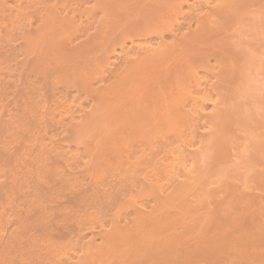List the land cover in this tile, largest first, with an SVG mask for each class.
Wrapping results in <instances>:
<instances>
[{
	"label": "rangeland",
	"instance_id": "rangeland-1",
	"mask_svg": "<svg viewBox=\"0 0 264 264\" xmlns=\"http://www.w3.org/2000/svg\"><path fill=\"white\" fill-rule=\"evenodd\" d=\"M0 125V152L15 154L0 162L32 172L21 193L47 173L66 176L40 196L113 188L111 236L88 237L80 264H264V0H0ZM17 197L0 199V264L62 257L49 231L32 235L41 214L10 237ZM70 207L44 215L77 232Z\"/></svg>",
	"mask_w": 264,
	"mask_h": 264
},
{
	"label": "bare ground",
	"instance_id": "bare-ground-1",
	"mask_svg": "<svg viewBox=\"0 0 264 264\" xmlns=\"http://www.w3.org/2000/svg\"><path fill=\"white\" fill-rule=\"evenodd\" d=\"M182 27V26H181ZM202 109L205 111L206 109H208L209 108V105L208 104H206L205 103V100H203L202 101ZM200 115H204V113L203 114H201L200 113ZM200 115L198 114V117H200ZM1 126V125H0ZM196 134V133H195ZM197 135V134H196ZM200 136H202L201 134H200ZM197 137V136H196ZM199 137V136H198ZM0 139H2V137L0 138ZM202 139V138H201ZM1 142V141H0ZM55 147H57V150H58V147H60L61 148V146H59V145H57V146H55ZM19 148V147H18ZM17 148V149H18ZM59 148V149H60ZM17 149H15L16 151H15V153L18 155V153H19V150H17ZM54 149V148H53ZM56 149V148H55ZM62 149V148H61ZM52 150V149H51ZM3 151V152H2ZM14 152V151H13ZM11 153V152H9L7 149L6 150H4V148H3V150H1V152H0V154H1V157L0 158H2V156L4 157V158H2L3 160L6 158V156L8 157V159L10 160V162H11V158L13 159V156L15 155L14 153ZM186 152V150L184 151H181V153H180V155L182 156V154H183V161L186 163L185 164V167L183 168L182 167V169H183V173L185 174V173H187L188 171H187V168L189 167V168H191L192 167V163H191V160L192 159H190L189 157H188V155L187 154H185L184 155V153ZM187 152H188V154H190L189 153V151L187 150ZM3 154V155H2ZM191 156V155H190ZM9 157H11V158H9ZM17 156H15V158H16ZM2 159H1V161H2ZM7 159V160H8ZM6 160V159H5ZM4 160V161H5ZM7 160H6V162H7ZM9 160H8V163H9ZM14 160V159H13ZM12 160V161H13ZM4 161H2V163L0 164V167H1V165H3L4 163V167L5 166H7V165H10L11 167H12V165L11 164H7L6 162H4ZM156 163L157 162H154V165L155 166H158V165H156ZM7 164V165H6ZM3 167V168H4ZM15 166H13L12 168H14ZM17 167V169L18 170H16V172H14V173H17L18 172V174H15L12 178V180L11 181H1L0 182V199H5L6 197H9L8 199H7V201H9V202H6V199H5V202L7 203V204H9V205H12V202L14 201V205H12V207L13 206H16V205H19V203H21V202H19V200H17V202H16V197L17 196H19V197H17L18 199H20V200H22L21 198L23 197V199H25L27 196L29 197V195L28 194H30V192L31 191H29V193L27 192V191H24V192H22L21 193V191L23 190V189H19L20 187H19V185H21L20 184V181H21V183H23V182H26V181H28V179L29 178H27V177H31V174H32V172L31 173H29L28 171H23V169H22V167H21V165H19L18 164V166H16ZM15 167V168H16ZM21 167V168H20ZM11 168V169H12ZM0 170H2V168H0ZM5 170V169H4ZM14 170V169H13ZM190 171H191V169H190ZM48 173L45 175V176H43L42 174H38L37 175V177L36 178H32V181L35 179V181H36V185H37V188L35 189V191L36 192H38V193H35V198L32 196L33 194H32V192H31V196L33 197L30 201L29 200H27L26 202L25 201H23L25 204V206H22V205H20V206H22V207H27V210L25 211L24 209H21L20 210V206H18V208H19V210H18V212H17V210H14V209H12V207L10 206V210H14V211H16V214H17V217H12V218H17L16 219V221L14 222V220L15 219H13V221H11L12 223V225L14 226L15 224L14 223H16V224H18V226H15V227H18L17 228V234L15 233V231H14V234L12 235V233H13V231H12V233L11 234H9V235H11L10 237H13V239L15 240V238L17 237H19V235H23V234H26V233H28V231H29V229H32L31 228V222H32V220L33 219H35V217H38V216H40V214L42 215L41 216V219H43L42 221L43 222H39L37 225H34V228L32 229V230H34V233L32 234V235H38L39 233H41V232H43V231H45V232H47V231H49V233H47V238L48 239H46L47 240V242H49V241H51V239H52V241H53V238H56V243L55 244H52L51 242H49V243H51L50 245H51V247H54L53 248V250H52V248L50 247H48V246H50L49 244L47 245V250H46V252L48 253V254H50L49 252H51V251H54V250H56V252L58 251V255L57 256H60V255H62V257H59V259H56L55 260V258L54 257H52V259H50V257L48 256V258L46 259L47 261L46 262H44V263H40L41 261L40 260H38V261H40L39 263H38V261L36 262V263H38V264H73L74 263V261L76 262V263H78L79 262V260L80 259H82V257L86 254H88L89 253V255H90V251L92 250V251H95L93 248L90 250V247L93 245V244H91V246H90V244L89 243H91L90 241L94 238L95 239V237H93V235H95V233H99L98 235H100L101 236V234L103 235H105V234H109V232L107 231V230H109V229H107V227H108V225H110V227L111 226H113V225H111V224H109L110 222H108L107 220H105L104 219V217L102 216V214H101V212H103V211H101V208L102 207H106L105 206V204L107 205V203H108V201H109V198H110V193H111V191L113 190V188L111 187V185L114 187V185H116V183L115 184H113V183H110L109 185H110V187H111V191H110V189L108 188V191L107 192H105V189L104 190H102L103 191V193L104 194H106V193H108V195H109V197H108V195L106 194V195H103V194H101L102 192H101V190L99 191L98 189H94V190H92V189H88L87 187H84V188H77V187H75V186H70V187H68L66 190H68L67 192H65V190H62L61 192H59L58 194H53V195H46V196H40V195H38L39 194V192L40 193H42L41 191H44V193L45 192H48V191H50V190H53V191H55L56 189V187L58 188V183L59 182H61L62 183V179H63V177L64 176H66V175H64V174H59V176L53 181V183L52 184H50V182L51 181H45V178H47L48 177ZM69 175H72V174H69ZM75 175V174H74ZM154 175H156V173H152V175L151 176H154ZM1 176V175H0ZM19 176H21V177H19ZM154 177H156V176H154ZM153 178V177H152ZM148 179V180H150L151 182H153L154 184H156V185H151V187L152 186H157V184L160 182L161 183V180L158 178V180H157V178H155L158 182L156 183V182H154V181H152L153 179ZM26 180V181H25ZM177 180H174V181H172V182H175V183H177L176 182ZM116 182V181H115ZM171 182V183H172ZM172 184H174V183H172ZM172 184H170V186L172 185ZM150 186V185H149ZM173 186V185H172ZM10 188V189H8V188ZM158 187V186H157ZM159 187H161V185L159 186ZM158 187V188H159ZM168 187V186H167ZM167 187H165L166 189H167ZM65 188V186L62 188V189H64ZM153 188V187H152ZM157 188V189H158ZM162 188V187H161ZM165 188H163V189H165ZM154 189H156V188H154ZM95 190H98V191H95ZM131 192H133V191H131ZM18 194V195H17ZM101 194V195H100ZM10 196H12L11 198H10ZM105 196H106V198L108 197V199H107V203L105 202ZM25 197V198H24ZM37 197V198H36ZM31 198V197H30ZM103 199V201L105 202H102V199ZM3 201V200H2ZM1 200H0V202H2ZM12 201V202H11ZM4 202V203H5ZM92 203H95V204H93L92 205ZM103 203V204H102ZM66 204H68V205H70L71 207L73 206V207H75V208H71L70 207V210L67 212V213H64V214H61V216H63V217H65V219H64V221H66V219H69L71 216H73L74 215V212L75 211H77V210H80V209H83V213H82V215H80V217H79V219L80 220H86L85 221V223H84V225H83V227L82 228H79L78 230H77V232H76V229H74L71 233H68L66 230L68 229V227H69V223L68 222H65V223H58L59 221H56V219L59 217V214L57 215V217L54 215V213L53 214H50V215H44V214H46L47 212H53L54 210H56V209H58L59 207H64ZM109 204V203H108ZM4 205V204H3ZM27 205V206H26ZM90 205H92L91 207H89ZM96 205H98V207H96ZM8 205H6L5 207H7ZM89 207L88 209H86L85 207ZM4 206H2V208H3ZM9 207V206H8ZM7 207V208H8ZM14 208V207H13ZM84 208H85V211H84ZM90 208H93L94 210H96V212H93V211H90ZM3 209H6V208H3ZM9 209V208H8ZM93 209H91V210H93ZM22 210H24V211H22ZM100 210V211H99ZM4 211H6V210H4ZM7 211H9V210H7ZM2 213H4L3 211H2ZM1 213V216H0V219L2 218V216H3V214ZM25 213V214H24ZM10 214H12V213H10ZM98 214H100V216H98ZM107 214V213H106ZM106 214H103V215H106ZM23 215H25V216H23ZM5 216V215H4ZM7 216H8V214H7ZM13 216H15V215H13ZM9 217L10 216H8V219H9ZM102 217V218H101ZM6 218V217H5ZM7 219V220H8ZM94 219V220H93ZM122 220V219H121ZM127 220V219H126ZM126 220H125V222H126ZM39 221V220H38ZM114 221V220H113ZM119 221V220H118ZM115 222V221H114ZM117 222V221H116ZM115 222V223H116ZM122 222H123V220H122ZM128 222V221H127ZM8 223V222H7ZM124 223V222H123ZM9 225H10V220H9V223H8ZM120 225V224H119ZM73 226V225H72ZM71 226V227H72ZM117 226H118V224H117ZM116 226V227H117ZM8 227H10V226H8ZM7 227V228H8ZM120 227V226H119ZM4 228H6V226L4 227ZM28 228V229H27ZM113 228V227H112ZM121 228V227H120ZM16 229V228H15ZM14 229V230H15ZM18 229H19V231H18ZM107 229V230H106ZM4 230V229H3ZM9 230H11V228L9 229ZM106 230V232L104 233L103 231H105ZM116 230V229H115ZM6 232H7V229L5 230ZM110 231V230H109ZM4 232V231H3ZM33 232V231H32ZM101 233V234H100ZM5 234V233H4ZM8 234V233H7ZM120 235H121V233H119ZM119 234H117V235H115L114 236V239H115V237L117 238L118 236V238H120V235ZM31 234H30V236H32ZM6 237V235H3L2 233L0 234V239H3V238H5ZM16 236V237H15ZM96 237H98L97 235H95ZM100 236L98 237V239L100 238ZM110 236H111V234H109V237H107L106 235H105V238L107 237V240H108V238H110ZM7 237H8V235H7ZM32 237H34V236H32ZM88 237H93V238H91V240H90V238H89V240H88ZM112 237H113V235H112ZM9 238V237H8ZM16 238V239H17ZM102 238H104V236H102ZM102 238H101V240H102ZM6 239V238H5ZM11 239V238H10ZM13 239H11V240H13ZM88 240L87 241V243L85 242V240ZM93 239V240H94ZM97 238L95 239V240H98ZM113 239V238H112ZM121 239V238H120ZM12 241L13 242V244L12 245H14V242L15 241ZM49 240V241H48ZM81 240H83L82 241V247H81V252L80 253H82L81 255H76L75 253H73V256L72 257H70V258H67L68 256H66V254H68V253H70L69 251H70V249L72 250V249H74V248H76V250H78L79 248H77V247H75V245H76V243H78L79 241H80V244H81ZM92 240V242H94ZM116 240H118V239H116ZM3 241V240H2ZM78 241V242H77ZM115 241V240H114ZM7 242L8 241H6V243H4L5 245L4 246H6L7 245ZM11 242V241H10ZM18 242H19V240H18ZM26 242H29V240L27 239L26 240ZM55 242V241H54ZM53 242V243H54ZM73 242H76L75 244H73ZM96 242V241H95ZM85 243H86V246H85ZM111 243V242H110ZM115 243V242H114ZM9 244V243H8ZM83 244H84V246H83ZM3 245V244H2ZM1 245V246H2ZM16 245H18V243H17V241H16ZM22 245H23V243H22ZM21 245V246H22ZM26 245V246H25ZM89 245V248L87 247ZM94 245H96V243H94ZM2 247V249H6V247ZM24 246H25V248L28 246L29 248H30V246L27 244V243H25L24 244ZM74 246V248H72V247ZM9 247V245L7 246V249H9L8 248ZM92 247H95V246H92ZM11 248H13V246H11ZM11 248H10V251H11ZM22 247H20V249H21ZM28 248V249H29ZM45 248V247H44ZM68 248H70L69 249V251H65V249H68ZM97 248V247H96ZM6 249V250H7ZM17 249L18 248H15L14 250H16L17 251ZM22 249H24V247L22 248ZM48 249H49V251H48ZM58 249V250H57ZM61 249V251H59ZM63 249V250H62ZM5 250V251H6ZM25 250H27V249H25ZM42 250H43V248H42ZM76 250H75V252H76ZM9 251V250H8ZM13 251V250H12ZM28 251V250H27ZM31 251H32V249H31ZM62 251H64V252H62ZM3 252H4V250H3ZM18 252V251H17ZM24 252H26V251H24ZM29 252V251H28ZM30 253V252H29ZM53 253V252H52ZM63 253V254H62ZM77 253H78V251H77ZM94 252H92V255H94L93 254ZM22 255H23V252L21 253ZM25 254H27V252L25 253ZM25 254H24V256H25ZM43 254H45V253H43ZM43 254H41L40 253V255H43ZM29 255V254H28ZM52 255V254H51ZM63 255L64 256H66V258L65 257H63ZM72 255V254H71ZM71 255H69V256H71ZM89 255H87V257L89 256ZM39 256V255H38ZM46 256V257H47ZM53 256V255H52ZM26 257V256H25ZM41 257V256H40ZM39 257V258H40ZM45 257V258H46ZM86 257V256H85ZM85 257H84V259H85ZM45 258H44V261H45ZM89 258V257H88ZM87 258V259H88ZM92 258V257H91ZM21 259H23V258H21ZM41 259H42V257H41ZM50 259V260H49ZM75 259H78V260H75ZM87 259H85V260H87ZM27 260H28V258H27ZM74 260V261H73ZM22 261V260H21ZM32 261V260H31ZM33 261H34V259H33ZM80 261H82L83 262V259L82 260H80ZM88 261V260H87ZM29 262H30V259H29ZM35 262V261H34ZM14 263V262H13ZM30 263H32V262H30ZM35 263V264H36ZM75 263V264H76ZM15 264V263H14ZM22 264V263H21ZM23 264H25V263H23ZM78 264H80V262L78 263ZM82 264V263H81ZM86 264V263H85Z\"/></svg>",
	"mask_w": 264,
	"mask_h": 264
}]
</instances>
